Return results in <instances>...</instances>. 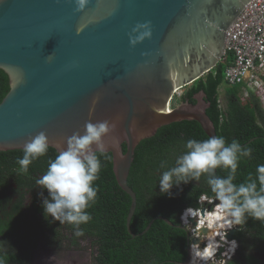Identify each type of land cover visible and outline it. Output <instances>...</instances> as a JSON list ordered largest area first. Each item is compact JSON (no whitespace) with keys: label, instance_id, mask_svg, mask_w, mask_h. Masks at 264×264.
<instances>
[{"label":"water","instance_id":"obj_1","mask_svg":"<svg viewBox=\"0 0 264 264\" xmlns=\"http://www.w3.org/2000/svg\"><path fill=\"white\" fill-rule=\"evenodd\" d=\"M251 1L0 0V70L10 86L0 103V152L47 147L74 164L111 154L116 181L131 198L127 230L135 238L137 196L128 179L143 141L171 124L196 122L233 151L218 139L205 93L195 104L174 98L223 62L227 32ZM240 229L236 223L226 239ZM218 241L222 260L228 244Z\"/></svg>","mask_w":264,"mask_h":264},{"label":"trees","instance_id":"obj_2","mask_svg":"<svg viewBox=\"0 0 264 264\" xmlns=\"http://www.w3.org/2000/svg\"><path fill=\"white\" fill-rule=\"evenodd\" d=\"M232 61L229 55L227 63L221 62L174 103L195 104L194 96L205 93L218 139L233 151L228 155L219 148L196 122L171 124L143 141L128 179L137 196L131 222L135 238L127 230L131 198L116 181L111 154L96 153L94 161L74 164L47 147L0 152V264H30L41 236L51 248H76L79 240L89 241L93 264L183 262L186 231L158 218L180 226L183 211L199 208L204 195L224 199L241 224L235 235L239 248L226 264H264V110L257 95L244 98L241 86L225 85ZM9 90V78L0 70V103ZM13 185L43 191L33 193L36 218L42 215L40 230L24 212L23 199L12 207ZM152 221L151 229L139 236ZM31 236L37 241L25 240Z\"/></svg>","mask_w":264,"mask_h":264},{"label":"built area","instance_id":"obj_3","mask_svg":"<svg viewBox=\"0 0 264 264\" xmlns=\"http://www.w3.org/2000/svg\"><path fill=\"white\" fill-rule=\"evenodd\" d=\"M229 55L233 56V61L225 71V85L229 88L241 86V94L245 98H248L251 94L257 95L264 105V0H252L229 28L224 63H227ZM216 201V198L202 196L198 202L200 206L198 211L190 209L184 212L183 224L189 228L192 236L204 239L199 227L194 228L188 218L185 220L186 213L193 211L198 214L203 209L209 215L214 212L222 214L229 212V204L225 202L213 206ZM210 206H213V208L211 209ZM205 226L209 227V224L205 223ZM231 243L236 242H230L229 244L231 245ZM194 248L198 251L203 250L200 246L192 245V250ZM193 253H195L194 250ZM225 254L226 252L223 254V261L231 260L232 256H225ZM213 256L216 257V253ZM213 260L215 258L212 257V259L204 261L203 264Z\"/></svg>","mask_w":264,"mask_h":264},{"label":"flooded vegetation","instance_id":"obj_4","mask_svg":"<svg viewBox=\"0 0 264 264\" xmlns=\"http://www.w3.org/2000/svg\"><path fill=\"white\" fill-rule=\"evenodd\" d=\"M185 93V92H184ZM184 93H182V94H184ZM181 94V95H182ZM41 186L43 187L44 186V184L43 183H41ZM13 189H14V191H11V194H12V196H14V198H13V202H12V207H13V205H15L16 203H17V201H18V199H23V200H25L26 201V199H25V197L26 196H29L30 197V199L28 200V203L27 204H25V210H24V212L28 215V218H29V221L31 222V224L35 227V229H39L40 230V222H41V219H42V215H39L37 218H36V216H37V214H36V212H35V210H34V208H33V206H34V197H33V193H35V194H37V193H42L43 191L42 190H34V191H32L30 188H28L26 185H24L23 187H17V185H13ZM20 193H19V192ZM28 194V195H27ZM27 207H29L30 208V210H28L27 209ZM205 224V223H204ZM204 224H203V226H204ZM187 231H186V233H187V237H188V239H187V245H188V249H187V258H186V260L185 261H183V262H178L177 264H186V262H187V260H188V256H189V251H190V254H192V243H189V239L190 238H192V237H195V236H192L191 234H190V231H189V228H185ZM25 232L27 233V232H29L30 231V226L28 225H26L25 226ZM43 237H42V240H40V241H38V246H37V248L35 249V250H33L32 251V258H31V261H30V264H33V260H34V257H35V252L38 250V248L40 247V243H42L43 242ZM26 241H33V242H36L37 241V238L35 237V236H31V237H29V238H27V239H25ZM42 241V242H41ZM49 248V247H48ZM66 248V247H65ZM68 249H66V250H68L69 252L71 251V252H74V253H76V254H78L79 256H83V262H82V264H93V249H92V247L90 246V244H89V241H87V240H85V241H80L79 240V247H73V246H69V247H67ZM205 248V247H204ZM51 249V248H50ZM57 249H64V248H57ZM57 249H55V250H57ZM65 250V249H64ZM53 256H55L56 254H52ZM230 256H232V255H230ZM216 260V259H215ZM71 261V260H70ZM194 260H193V257L191 256V259H190V261H189V263L188 264H191L192 262H193ZM220 261H222V260H220ZM72 262V261H71ZM75 263H81V260H79V262L78 261H75ZM195 263V262H194ZM227 262H225V264H226Z\"/></svg>","mask_w":264,"mask_h":264},{"label":"bare ground","instance_id":"obj_5","mask_svg":"<svg viewBox=\"0 0 264 264\" xmlns=\"http://www.w3.org/2000/svg\"><path fill=\"white\" fill-rule=\"evenodd\" d=\"M197 217V213L193 212V211H189L186 213L185 216V220L188 218H196ZM198 223L200 227H204L203 224L204 223H208L209 227H207L209 230L212 231L211 235L208 236H204L205 238V242L207 243L205 248L203 250H197L196 248H194V252L193 253V259L194 261H200V262H204L207 261L209 259L215 258V256H213L217 250L221 247L220 242L217 241V239L214 237L216 235V229L220 228V229H229L233 227V222L230 218V216L226 213L222 214L219 212H214L212 215H206L202 216L201 214L198 215ZM206 227V226H205ZM214 229H211V228ZM224 242L228 243L227 240H224ZM236 249V243H231L229 249H226V254L225 256H230L234 254V251Z\"/></svg>","mask_w":264,"mask_h":264},{"label":"rangeland","instance_id":"obj_6","mask_svg":"<svg viewBox=\"0 0 264 264\" xmlns=\"http://www.w3.org/2000/svg\"><path fill=\"white\" fill-rule=\"evenodd\" d=\"M187 88L178 92V95H181L182 93H184L187 90ZM242 96H243V94H242ZM220 102H221L222 108H225V106H226L225 88L220 89ZM260 102H261V105H262L263 110H264V105H263V102L261 101V99H260ZM25 199H26V201L24 200V202H25V204H27L30 197L26 196ZM42 237L43 236H41L40 240H42ZM43 238H44L43 242L41 241L42 243H40V247L35 252L33 264H82V262H83V256L82 255L79 256L78 254L71 252L72 250L69 252L68 250H66V249H68L67 247L64 248L65 250L64 249L59 250L57 248H51L46 244L45 237H43ZM55 249H57V250H55ZM52 254H56V255L53 256ZM79 260H81V263H75V261L79 262ZM262 261L264 263V259H262ZM194 262L195 261H193L191 264H203V262H199V261H196L195 263ZM207 264H225V261H223V259H222V261H219L216 259V260H213Z\"/></svg>","mask_w":264,"mask_h":264},{"label":"clouds","instance_id":"obj_7","mask_svg":"<svg viewBox=\"0 0 264 264\" xmlns=\"http://www.w3.org/2000/svg\"><path fill=\"white\" fill-rule=\"evenodd\" d=\"M181 96V95H180ZM179 96V97H180ZM177 97V96H176ZM175 97V98H176ZM175 98H174V100H175ZM205 196V195H204ZM217 199V201H220V203H225L226 201L224 200V199H222V198H220V199H218V198H216ZM216 201V202H217ZM199 202V201H198ZM219 203V204H220ZM227 203V202H226ZM228 204V203H227ZM213 206H218V204H216V205H213ZM213 206H210V208L212 209L213 208ZM230 206V205H229ZM199 208H200V206H199ZM199 208H187V209H185L184 211H183V213H182V215L180 216V222H181V226H183V227H185V228H188L187 226H185L184 224H183V219H182V217H183V215H184V212H186V211H188V210H190V209H193L194 211H198L199 210ZM204 211H205V209H203ZM201 211L202 210H200V213H198L197 214V217L194 219V218H189V222H190V219H194V221H196V222H198L197 221V219L199 218L198 217V215H200L201 214ZM231 213H232V211H231V207H230V210H229V212L228 213H226V214H228L229 216H230V218H231V220H232V222H233V227L232 228H229V229H220V228H218V229H216V235L214 236L216 239H217V241H218V239H220V240H222V241H224V240H227L226 239V235L228 234V232L230 231V230H233L234 228H235V224L236 223H239V222H237L236 220L234 221L233 219H232V217H231ZM205 214L206 215H208L207 214V212H205ZM191 223V222H190ZM208 224V223H207ZM191 225H192V223H191ZM198 225H199V223H198ZM194 227V226H193ZM197 227H199V231H200V229H201V227L200 226H197ZM194 228H196V227H194ZM202 228H207V227H202ZM211 229H214L213 227L211 228ZM191 234V233H190ZM202 234V233H201ZM202 236H205L204 234H202ZM196 238V237H195ZM196 239H198V238H196ZM199 241H200V244H198L197 246H200V247H202L203 245H205L206 246V242L204 241L205 240V238L204 239H198ZM228 241V243H226V242H224V243H226V244H228V247L226 248L227 250L229 249V247H230V242H236V249H235V253L232 255V258L233 257H235L236 256V253H237V250H238V248H239V243H238V241L237 240H235V237H234V239L233 240H227ZM219 242V241H218ZM221 244V243H220ZM193 245V244H192ZM221 247H222V244H221ZM220 247V248H221ZM220 248L217 250V252H216V257H215V259H217V254H218V252H219V250H220ZM202 249H204L203 247H202ZM193 251V250H192ZM225 252H226V250H225ZM224 252V253H225ZM223 253V254H224ZM223 254H222V259H223ZM192 257H193V252H192ZM231 258V259H232ZM194 260V259H193ZM218 260V259H217ZM220 261V260H219ZM228 261H230V260H228ZM227 261V262H228ZM200 262V261H199Z\"/></svg>","mask_w":264,"mask_h":264}]
</instances>
